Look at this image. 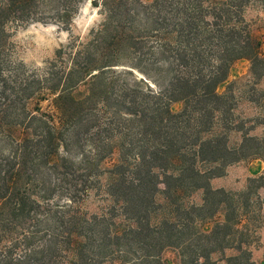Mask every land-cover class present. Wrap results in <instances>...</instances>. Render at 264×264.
<instances>
[{
    "label": "trees",
    "instance_id": "trees-1",
    "mask_svg": "<svg viewBox=\"0 0 264 264\" xmlns=\"http://www.w3.org/2000/svg\"><path fill=\"white\" fill-rule=\"evenodd\" d=\"M41 1L0 0V264H264L252 259L245 220L263 203V176L242 192L211 186L234 164L264 161V135L236 117L231 86L217 92L237 61L264 74L243 16L250 0H92L106 25L26 71L8 26L50 13L64 27L78 2L48 0L47 14ZM150 35L156 91L110 57ZM99 187L111 205L89 214L81 205ZM196 191L200 203L188 200Z\"/></svg>",
    "mask_w": 264,
    "mask_h": 264
},
{
    "label": "rangeland",
    "instance_id": "rangeland-1",
    "mask_svg": "<svg viewBox=\"0 0 264 264\" xmlns=\"http://www.w3.org/2000/svg\"><path fill=\"white\" fill-rule=\"evenodd\" d=\"M76 11L70 16L68 24L61 26L55 22L54 18L48 12L50 6L48 0L41 1V8L38 13L45 11V20L41 22L30 21L26 24H12L8 26L9 39L13 47V59L16 63H21L26 71L32 69H41L50 61L55 51L66 45L70 37H76L81 42H85L90 38L93 32L99 31L103 25H106V15L103 9L94 7L92 0H77ZM149 2L151 0H145ZM244 19L251 25L253 34L261 40L260 55L264 59V5L258 0H250L243 9ZM110 20V19H109ZM114 20V19H113ZM116 22V21H113ZM113 27V24H110ZM140 28L147 29L145 23L138 24ZM128 27V26H126ZM138 28V29H140ZM135 29V28H133ZM137 31V30H136ZM141 31V29H140ZM143 36L144 35H140ZM142 48L125 49L119 46L116 52L112 54L113 69L116 72L126 74L127 78L136 79L137 81L144 79L151 90H158V85H162V76L152 70L149 64L157 55H152L151 51L156 49V42L151 37L139 38ZM157 54V53H156ZM108 57V56H107ZM142 71L147 72L144 76ZM156 81V82H155ZM156 83L158 84L156 86ZM231 86L233 103L235 105L234 113L236 117L245 121V128L253 127L250 135L261 137L264 135V74L257 80L256 76L251 73L249 61L240 60L234 63L229 71L228 78L225 83L217 88V92L222 94L228 86ZM47 101L40 103L42 110L46 109ZM181 104H173L172 112L181 110ZM240 141V134L231 133L229 135V145L235 146ZM112 161H106L104 167H109ZM263 176L264 179V161L261 159H249L234 164L227 168L225 176L216 178L211 186L214 189L223 188L231 192H242L247 186L249 178ZM102 184L104 179L101 180ZM263 203L260 206H252L253 211H249L245 215L247 240L250 244L248 248L251 253L259 252L264 256V245L260 244L261 231L264 229V191H260ZM202 191H196L191 194L188 199L190 202L200 203ZM254 197H252V201ZM56 202V201H55ZM111 201L105 196L103 188L99 187L90 190L88 197L82 203L81 207L89 214H99ZM242 214V210L239 211ZM231 252H227L226 255ZM166 257L173 261L175 252L166 253ZM253 257V256H252ZM215 259L218 256L214 257ZM258 263V262H257ZM104 264H120L118 261H106ZM218 264H221L219 262Z\"/></svg>",
    "mask_w": 264,
    "mask_h": 264
},
{
    "label": "crops",
    "instance_id": "crops-1",
    "mask_svg": "<svg viewBox=\"0 0 264 264\" xmlns=\"http://www.w3.org/2000/svg\"><path fill=\"white\" fill-rule=\"evenodd\" d=\"M214 180H216V179H213L212 180V182L214 181ZM215 182V181H214ZM260 244H262V245H264V229L261 231V239H260ZM252 259L255 261V262H258V263H260V262H262L263 260H264V256H263V253H259V252H253L252 253ZM219 262H221V264H224V262H222V261H219ZM219 262H217V264L219 263Z\"/></svg>",
    "mask_w": 264,
    "mask_h": 264
}]
</instances>
